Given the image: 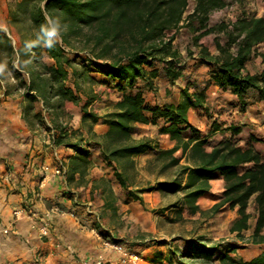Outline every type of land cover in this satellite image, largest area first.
I'll return each mask as SVG.
<instances>
[{"label":"trees","instance_id":"obj_1","mask_svg":"<svg viewBox=\"0 0 264 264\" xmlns=\"http://www.w3.org/2000/svg\"><path fill=\"white\" fill-rule=\"evenodd\" d=\"M228 1L194 0L189 15L197 24L193 28L198 32L194 40L197 42L204 35L214 34L217 53L200 47L197 62L207 65L209 79L203 87L186 80L175 104H149L145 92L156 89L157 78L174 82L182 76L181 57L172 44L173 35L167 37V31L179 28L187 0H18L8 11L9 21L17 24L28 20L29 33L22 34L18 30L19 43L14 46L11 37L0 28V52L9 60V71L16 80L15 89L20 91L22 117L28 127L36 129L37 125H44L53 146L70 147L77 153L71 158L68 180L76 171L81 176L86 172L91 164L88 147L97 146L105 162L115 169L119 184L127 189L126 177L119 168L156 146L150 138L133 137L135 124L161 123L159 134H167L174 146L157 151L159 158H168L166 166L179 164L180 157L174 153L180 150L189 164L181 165L174 178L157 181L138 191L181 192L182 197L171 206H176L179 213L184 208L195 213L201 211L197 199L209 191L210 181L220 176L224 180L222 199L210 212L218 211L223 204L236 207L238 218L230 230L243 239L242 231L250 227L248 208L253 199L256 216L249 240L261 243L264 242V156L253 146L240 147L232 138L222 139L207 149L209 137L219 129V124L212 121L209 133L202 136L188 119L190 108H199L210 116L205 92L209 82L229 89L237 97L241 111L246 109L250 98L264 102V67L259 73L246 69L252 56H260L264 63V51L258 50V46L264 44V15H238L234 21L209 25L210 14L225 8ZM230 1L242 4L248 0ZM45 12L61 24L60 39L54 41L51 48L41 39V26H47ZM219 34H223L224 42L218 38ZM29 44L32 47H28ZM45 58L51 62H45ZM93 74L100 75L103 83L119 93L112 109L103 115L88 109L96 95L83 84L93 86L99 82ZM83 95L86 99L80 103ZM67 102L80 104L81 125L87 137L80 129L68 126L72 115L65 109ZM99 119L108 125L103 135L93 131V124ZM228 128L233 134L240 131L232 125ZM97 182L105 187V205L115 210L110 203L115 194L109 180ZM126 195L144 204L137 190L129 189ZM98 231L107 241H122L105 229ZM132 244L128 245L131 249L138 246L145 250L165 243L152 240ZM219 247V243L207 245L194 238L186 239L178 250H169L168 255L158 249L144 256L141 250L134 249V252L141 255L146 264L172 262L173 256L199 260L203 264L217 259L223 264H264V251L243 261L228 254L235 246L216 255Z\"/></svg>","mask_w":264,"mask_h":264},{"label":"crops","instance_id":"obj_2","mask_svg":"<svg viewBox=\"0 0 264 264\" xmlns=\"http://www.w3.org/2000/svg\"><path fill=\"white\" fill-rule=\"evenodd\" d=\"M1 12H4L3 9ZM260 45L264 47V44ZM208 48L211 53H217L215 47ZM193 62L197 63L199 68L190 67L191 71H183L182 76L174 82L166 78L155 80V84L163 80L166 84L164 92L171 90L173 98L170 95L165 97V93L164 95L154 93L156 97H153L150 102L145 98L146 102L158 105L177 103L180 98V89L184 87L180 83L185 77L184 72L190 73L194 68H196V73L199 70H205V72L208 70L207 65L198 64L197 58ZM263 67L264 63L260 56H252L246 63V69L250 73H259ZM203 77L199 76L197 81L204 80V86L209 79L208 73ZM205 92L210 116L199 108H190L188 119L202 136L209 133L212 121L215 120L219 124V129L212 132L209 137V145L212 143L214 145L222 139L232 138L240 147L253 146L264 156V102L250 98L246 109L241 111L237 97L229 89H223L209 82ZM65 109L72 115L68 126L72 129H80L87 137V131L81 125L80 108H77L73 102H67ZM160 125L161 123L157 125L135 124V129L140 133L138 135L135 130L133 137L141 138L156 134L159 147L172 148L174 141L167 134H159ZM230 125L239 127V133L233 134L232 129L228 128ZM44 127V125H37L36 129H30L22 117L19 104L17 107L10 101L3 100L0 103V263L11 261L14 264H82L83 260H92L99 254H103L110 261H115L117 255L112 254L109 248L104 246L101 237L95 233L103 223L99 222L98 215V218L93 215L96 214L95 210L85 207L91 205L100 211L101 219L105 218L103 215L105 212L107 214V209H105L107 196L104 192L105 187L97 182L101 179L109 180L114 194L118 196L117 204L136 210L140 201L126 195L131 187H127L126 192L122 191L123 187L115 180V169L105 162L97 146L88 147L91 164L86 172L81 176L76 171L72 179L68 180L71 174L70 161L77 153L70 147L53 146L50 143V135ZM107 130L108 125L102 119L93 124V131L97 135H103ZM153 150L156 152V149ZM150 151L152 150L136 155L133 159L148 154ZM60 166L63 167L64 172L56 174L55 170ZM223 189L222 177L211 180L209 191L196 201L200 210H208L217 203L222 196ZM157 192L156 190L145 191L141 195L143 200L153 204L159 200ZM252 202L253 199L249 202L248 212L250 213L251 209H254V206L250 209ZM16 209L22 210L19 218H15L13 214ZM220 209L211 218V222L217 223L216 229L206 235L207 238H211L212 235L213 239L226 237L225 241L216 242L220 244L216 255L224 253L228 247L235 246L236 243L231 242L232 239L246 246L243 249L235 248L236 250L228 252L236 260L246 261L264 251V242L241 243L242 240L236 232H231V226L238 218L236 207L230 208L228 204H225ZM255 216L253 211L248 221L249 229L242 231L245 239L252 232ZM43 225L47 227L45 233L41 230ZM262 233L264 234V227ZM113 234L120 239L122 237ZM186 239L193 238H184ZM166 246L167 244L158 247L153 245L145 251L146 254L151 255L154 250L158 249L163 250L164 255H168L172 246L168 244L167 249H164ZM240 251H246L251 255L240 259L238 257ZM175 258L181 264L185 262L183 258ZM216 261L219 262V259ZM146 263V261L143 262V264ZM170 263L164 260V264Z\"/></svg>","mask_w":264,"mask_h":264},{"label":"rangeland","instance_id":"obj_3","mask_svg":"<svg viewBox=\"0 0 264 264\" xmlns=\"http://www.w3.org/2000/svg\"><path fill=\"white\" fill-rule=\"evenodd\" d=\"M16 1L18 0H0V28H2L7 33V35L11 37L12 44L14 46H17L19 43L18 30L22 34H26L29 33L30 29L28 20H22L17 24H11L9 21L8 11ZM1 6L4 11L3 13L1 12ZM193 7L194 0H187L184 12L182 14V20L179 23V28H177L176 30L173 29L167 31V37L171 35H173L174 37L172 44L179 51L181 62L184 66L183 71H191L190 67L194 66L196 68H199V66H197V63L193 62V60L198 57L201 46L207 48L215 47L213 42L214 34L204 35L199 38L197 42H195L194 37L197 36L198 32L194 31L193 28L196 27L197 24L189 18L190 13L193 11ZM238 15L263 16L264 0H248L242 4L234 3L229 0L228 5L225 8L214 10L210 14L208 24L216 25L221 21L229 22L235 20ZM218 38H220L222 42H224L225 40L223 34H219ZM263 48V45L258 46V50L260 51H263ZM8 61L9 60L6 58L5 54L3 52H0V63L5 65V71L3 73H0V103L2 102V100L10 101L12 104H15L18 107V104L20 106V91H17L15 89L16 80L13 77L12 73L9 71L10 64L8 63ZM45 62L50 63L51 60L45 58ZM196 68H194L190 73L184 72L185 77H183V80L180 81V83H182V86L186 84V80H189L190 82L194 81L195 83H197L198 87H203L204 80H200V82H198L197 79H199V76L203 77V75L207 74V72H205V70H199L196 73ZM93 76L99 82H96L95 84H93V86L87 83L83 84L85 89L89 88L93 90L94 94L96 95V99L91 103L88 109L93 110L98 115H103L104 113L112 109L113 104L119 99V93L109 84L103 83V78H101L100 75L93 74ZM165 85L166 84L165 82H163V80H159L158 82H156V89L154 91L145 92V97L147 98V100L150 102L153 97H156L154 93H157L158 95H164L165 93V97L166 95H170V97L173 98L174 95L171 90L164 92V88L166 87ZM6 92L8 94H6ZM85 99L86 97L83 95L81 97L80 103H83ZM75 105L77 106V108H80L79 103ZM136 133L138 134L140 132L136 130ZM141 138L152 139L153 144L156 145L154 148L156 149V152L152 150L148 154L134 158L130 163H125L124 168H118L119 170L121 169L124 172L128 187H131L132 190H137L138 195L143 199L141 192L138 191L139 189L155 184L157 181L169 180L174 178L180 166L189 164V162H187L185 156L181 155V151L179 150L174 153V156L180 157L179 164L166 166V163H168L169 161L168 158H159L157 152L163 149L159 147V141L157 140L158 135H146ZM212 144L207 146V149H210ZM115 180L117 181L116 177ZM122 191L126 192V189L123 188ZM157 194L159 195V200H157L153 204H150L149 201L146 202L144 200V204L140 202L136 210H134L133 208L130 209L124 207L121 204H117L118 196L116 194L115 197L110 199V203H112V205L115 207V210H113V208L110 206H105V209H107V214L105 212V214L103 215V217L105 218L103 219L100 218V215L102 216V214H100V211H98L96 208H93L91 205L86 206L85 208L93 211L95 210L96 214L94 213L93 215L99 216V222L103 223L101 224L102 227H104L108 231V233L121 235L122 242L127 245H131L132 243H146L153 240L154 242L165 243L164 245L167 244L164 249H167L169 244V246H172V249L178 250L185 245L184 238L186 237L199 239L202 243L207 245L215 244L216 242H219L221 240L225 241L226 237L224 236L213 239V236L210 234L211 238L206 237L207 234L216 229L217 223L211 222V218L218 211H220V208L225 204H223L216 212H210V210L215 204L221 201L222 196L219 198L220 200L208 210H201L195 213H191L188 208H184L182 212L179 213L177 211V207L171 205L182 197L181 192H178L177 194H162L158 191ZM252 203H250V209L254 206V203L253 205ZM179 205L180 204H178V206ZM253 211L255 213V210L251 209V213H253ZM213 226L215 228H213ZM217 229H219V227H217ZM228 238L231 240L230 236H228ZM232 240L231 242L236 243V248L243 249L246 247L245 245L238 244L235 239ZM240 240H242L241 243H250L249 237L247 239H245L244 237ZM156 246L158 247V245ZM107 248H109L112 254L114 253V250L110 245H107ZM132 249L133 251L134 249L141 250V248L138 246H134ZM141 253L142 256L147 255V252L145 250H141ZM250 255L251 254H248V252L246 251H240L238 257L242 259L243 257L248 258L250 257ZM142 259L143 260L140 261L139 264H143V262H145L144 258ZM183 261H185V263L190 262L193 264H203L199 260H189L187 258H183ZM9 262L11 261H7L5 263ZM170 264L181 263L177 260V258L174 257L172 258V262ZM206 264L223 263L221 261H213Z\"/></svg>","mask_w":264,"mask_h":264},{"label":"built area","instance_id":"obj_4","mask_svg":"<svg viewBox=\"0 0 264 264\" xmlns=\"http://www.w3.org/2000/svg\"><path fill=\"white\" fill-rule=\"evenodd\" d=\"M232 21H234V20H232ZM63 172H64V169L62 166H60L59 168H57L55 170L56 174H62ZM13 214H14L15 218H19L20 215L22 214V210L16 209L13 212ZM46 228H47L46 225H43L41 227V230L43 231V233L46 232ZM101 228L105 229L102 226H101ZM4 232H7V230H4ZM95 233L101 237L105 247H107V245H110L113 248L114 253L117 255V259L115 261H110L103 254H99L92 260H86V259L83 260L82 264H139V262L143 260L141 255H139L137 252H134L124 242L121 241L119 243H113L111 241H107L106 237L101 235L98 230L95 231ZM109 234H111V233H109ZM5 264H13V263L9 262V263H5Z\"/></svg>","mask_w":264,"mask_h":264},{"label":"clouds","instance_id":"obj_5","mask_svg":"<svg viewBox=\"0 0 264 264\" xmlns=\"http://www.w3.org/2000/svg\"><path fill=\"white\" fill-rule=\"evenodd\" d=\"M44 15L47 26H41L40 32L43 34L41 39L44 40L46 47L51 48L53 47L54 41H58L60 39L61 24L58 19L48 16L47 12H45ZM28 47H32V44H29ZM4 71L5 65L0 64V73H3Z\"/></svg>","mask_w":264,"mask_h":264}]
</instances>
